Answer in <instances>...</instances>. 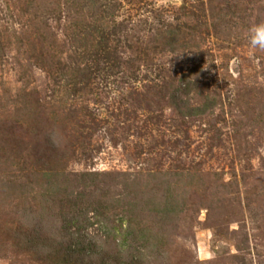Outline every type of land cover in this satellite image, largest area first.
I'll list each match as a JSON object with an SVG mask.
<instances>
[{"label": "rangeland", "instance_id": "rangeland-1", "mask_svg": "<svg viewBox=\"0 0 264 264\" xmlns=\"http://www.w3.org/2000/svg\"><path fill=\"white\" fill-rule=\"evenodd\" d=\"M264 0H0V264H264Z\"/></svg>", "mask_w": 264, "mask_h": 264}, {"label": "clouds", "instance_id": "clouds-1", "mask_svg": "<svg viewBox=\"0 0 264 264\" xmlns=\"http://www.w3.org/2000/svg\"><path fill=\"white\" fill-rule=\"evenodd\" d=\"M252 45L264 48V24L258 25L252 29Z\"/></svg>", "mask_w": 264, "mask_h": 264}]
</instances>
